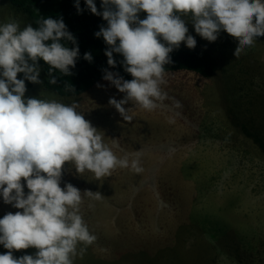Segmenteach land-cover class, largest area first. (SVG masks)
<instances>
[{"label":"rangeland","instance_id":"rangeland-1","mask_svg":"<svg viewBox=\"0 0 264 264\" xmlns=\"http://www.w3.org/2000/svg\"><path fill=\"white\" fill-rule=\"evenodd\" d=\"M9 18L20 27L32 25L10 0H0V22ZM185 23L186 35L196 41L191 49L213 51L219 72L213 79L163 73L165 98L152 110L128 101L123 107L130 120L109 105V98L120 100L124 93L105 80L85 94L62 97L45 88L39 71L40 83L24 93L75 101L114 154L138 159L142 169L116 167L97 178L89 170L77 173L70 162L62 166L60 187L70 183L81 191L79 212L95 236L77 245L73 264H264V154L233 126L227 111L230 104L264 140V35L235 55L238 38L227 30L209 42L189 18ZM178 47L189 49L183 42ZM227 95L231 101L225 102ZM86 190L101 197L92 199ZM15 211L0 200V216Z\"/></svg>","mask_w":264,"mask_h":264},{"label":"clouds","instance_id":"clouds-1","mask_svg":"<svg viewBox=\"0 0 264 264\" xmlns=\"http://www.w3.org/2000/svg\"><path fill=\"white\" fill-rule=\"evenodd\" d=\"M84 5L106 21L93 35L108 46L107 65L115 67L117 53L123 58V71L132 77L125 80L107 69L102 75L124 93L122 99L109 98L108 103L125 121L131 119L123 107L128 101L152 110L165 98L161 85L169 53L181 42L189 49L196 43L186 35L185 17L209 42L221 28L236 36L235 55L264 35V0H100L99 12L95 0H84ZM73 6L79 14V0ZM141 11L146 13L143 19L138 17ZM78 54L62 17H46L35 28L20 27L14 18L0 22V200L18 209L0 216V246L8 250L0 253V264H73L77 245L95 240L79 212L81 191L70 183L60 187L65 162L77 173L89 170L97 178L116 167L142 170L138 159L114 154L75 101L24 96L25 81L40 83L38 60L70 75ZM83 58L91 61L92 56L85 52ZM48 83H56V77L49 75ZM174 103L179 107L178 101ZM84 193L92 199L101 197L99 192ZM30 247L36 249L34 255L12 254ZM83 251L81 247L79 254Z\"/></svg>","mask_w":264,"mask_h":264},{"label":"trees","instance_id":"trees-1","mask_svg":"<svg viewBox=\"0 0 264 264\" xmlns=\"http://www.w3.org/2000/svg\"><path fill=\"white\" fill-rule=\"evenodd\" d=\"M18 10L27 14L32 22V26L38 27V22L46 17H62L68 31L75 38L78 46V56L75 59L74 66L70 67V75L61 73L55 68L45 64L42 60L37 61L40 73L44 78V86L58 96L72 97L85 94L103 81L102 75L105 69L118 73L123 79L130 80L132 77L123 71L121 66L122 56L113 53L115 67L107 65V58L104 55L108 47L102 37H95L94 32L99 30L100 26H106L100 16L93 15L84 5V0H79L81 12L77 14L74 0H10ZM97 11H100V0H95ZM142 12V11H141ZM71 48L73 45L63 42ZM89 52L92 56L91 61H86L83 54ZM170 62L164 65V73L169 72H191L202 78L213 79L219 72L220 62L218 57L207 49H185L174 47L169 53ZM49 75L56 77V83H48ZM22 74L18 73L17 78ZM39 79V78H38ZM35 83L25 81V88L29 89ZM228 98V99H227ZM231 101L227 95L225 102ZM224 106V105H223ZM225 107V106H224ZM227 107V106H226ZM227 111L230 122L240 133L251 139L257 148L264 154V140L255 132L251 131L241 122L230 104Z\"/></svg>","mask_w":264,"mask_h":264}]
</instances>
